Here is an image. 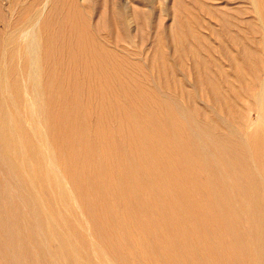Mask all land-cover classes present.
I'll list each match as a JSON object with an SVG mask.
<instances>
[{
  "label": "bare ground",
  "instance_id": "6f19581e",
  "mask_svg": "<svg viewBox=\"0 0 264 264\" xmlns=\"http://www.w3.org/2000/svg\"><path fill=\"white\" fill-rule=\"evenodd\" d=\"M14 1H16V0H14ZM31 1H33V0H31ZM249 1L251 3L252 9L256 15L255 17H257V21H258L257 24L259 26V30H260L261 34H260L259 38H256L255 40H253L254 41L253 42L254 47L244 49V51H243L244 56L243 57L246 60V62L249 64V66L251 67V69H252L251 71L256 72L258 77L260 78V80L258 81V84L256 85L258 90L256 93L254 92V97H252V98H255V100L252 99L253 100L252 101L251 99H248V97H247L248 100H251L252 102H254V108H255V112H256V114L254 115V116H256L255 122L252 124L251 129L249 130V128H248L247 130H243V124H242L243 122L242 121L245 117L243 118V110H242L243 108L241 109L240 108L241 106L237 102H236L237 105L240 106V107L236 106L237 109L240 108L237 110L239 112L238 116L233 114V112H235L234 110H230L227 113V115L224 116V122L226 121L227 125H230L232 128L234 127L235 131L238 133L239 137L236 136L237 138L231 139L229 137V136H231L230 135L231 133L229 134L227 132H219V131L215 130V128H213L209 124H207L208 121L207 122H201L202 118L200 119L201 121H199L198 119H196L193 116L192 112L188 113V114H185V113L182 114V111H180V108L176 104H174L175 102L174 103L172 102L173 100L172 101L166 100L165 104L163 101V104H164L163 107H159V106L152 107L151 104H154V102H156V101L149 98V97H151L152 93L149 92L151 94H147L146 89L149 87L148 86V87H146V89L144 91H141L140 94H137L140 97V98H138V100H139L138 107L140 109L137 110V113L132 114L133 111H132L131 107L129 108L132 111L131 113L127 112L130 110L126 109L125 107L123 108L124 110H127V111H124L121 114L122 115L121 117H122L123 125H125V124L128 125V128L123 126L126 128V130L122 127L119 128L118 130H115V128L113 129V127H115L116 124H115V126L112 127V129L115 130L116 133L119 134V136L120 135L122 136V137L120 136V138H122V139L124 138L122 141H124L125 139L128 140L129 142L125 140L126 143L127 142L130 143L132 145L130 147H132V148L135 147L136 149H138V152H140V153L136 157H132L131 159H128L130 157V155L128 154L129 157L127 158L128 155H126L127 154L126 150H125L126 154L123 153V155H122L120 153V150H118V149H120V148H118L119 147L118 144L116 145L117 148L112 147L113 148L112 149L110 147L111 148L110 150H108V149L106 150L107 147L106 148L102 147L100 152H102L101 155L105 159V165L100 166V168H98V170L96 171V168L92 166L93 163H92V160L90 158L91 154H90V156H87L85 154V156L82 160V164H81V166H83V167L80 170V172H78V170L77 171L72 170L71 164L68 163V161L65 158L64 153L62 152L61 149L59 151L57 149L53 150L55 155L54 156L52 154L51 155L53 157H55L54 160H57V162L52 160V158L49 155L50 153L48 154V148L46 146L47 145L46 141L48 139L46 140L43 137L38 138L37 141H38L39 152L41 154L45 155L44 159H47L45 166H43L42 164L40 165L39 162L38 163L35 162L33 164L30 163V161H28L27 159H29L30 157H36L35 155H32L33 153H35V149H36L32 139H27V137H25L22 134L21 126H20L19 122H17L18 118L16 117V115L13 113H10L9 111L4 110L6 108L3 109V107H0V160H1L0 165L5 170H7L8 176H9L8 181L10 183L9 184L7 182H4L5 180L4 181L0 180V191H1V193H0V249H2V247L4 249L7 246L12 247L14 249L13 254L15 256H17V257L12 258L13 254L11 253L12 254L11 258L13 259L15 264H132L130 261H128L129 259L127 260L126 258H124V255L119 253V251H120L119 248L127 249L126 252L128 250H130L132 253H134L135 256L139 257L140 261L151 258L152 259L151 264H177V262H180V264L181 263H183V264H200V258H199L198 252L195 250L193 251L194 256H195V260L191 259V258H185L186 252L189 253L191 250V246H192V240L188 234L189 230H188V228H185V225H187V223L191 220H193L192 221L193 223L194 222L196 223V225L194 224L195 227H197L196 230H198L199 232H202L203 234H205L207 232V227H206V223L204 220H209V221L210 220H217L220 231L216 234L215 238L218 240L219 244L224 249H226V251H228L230 254H233L232 252L238 253V256L234 259L235 264H239L241 261H242V264H264V0H249ZM72 2H73V0H72ZM11 3H13V2H11ZM76 3H77V1H76ZM207 3L209 4L208 1H206V4ZM48 5H49V1H48ZM72 5L74 6V4H72ZM77 5H79V4H77ZM60 6H61V4L59 5V7ZM248 6H250V5H248ZM28 7L29 6H27V8ZM37 7H39V3H38ZM27 8H25V9H27ZM29 8L33 9V7H29ZM54 8H55V2L53 3V5H50V9L48 8L49 11L47 10L48 11L47 13H45V11H44L45 15L41 16V17H43L41 20L39 18V20H40L39 24H38V20H37L36 25L38 24L39 27H37V28L32 27L33 29L24 30L26 32L24 34H22V36L18 39L20 41V48H21L18 50V54L21 56V58L24 60V62L30 67L28 79H29V81H32V79L35 78V83H34V79H33V84H32L33 89H31L33 91L34 90L36 91V92L34 91L35 97H36V93H38L39 91L42 90V88L44 86V77H45V75L43 77V70H42V67H43V50L45 48L42 46L39 37H37V33L42 31V29H44L46 27L48 28V25L54 20V16L56 18L58 15H60L59 11H55ZM74 8L75 7H72V9H74ZM81 8L79 7L78 10ZM221 9H223V8H221ZM21 10H22V7H21ZM63 10H65V7H64V9H62V11ZM75 10L76 9H74V12H75ZM181 10H182V8H181ZM113 11H114V9H112V13H113ZM80 12L81 11H79V14H80ZM12 13H14V12H12ZM22 13H24V12L22 11ZM69 13H71V12L69 11ZM69 13H67V15H69ZM131 13H132V11H131ZM183 13H185V12H183ZM5 14H6V12H5ZM25 14H27V13H24V16H25ZM76 14H78V13H76ZM228 14H229V12H228ZM230 14H232V13H230ZM63 15L64 14H62V16ZM214 15L218 16L217 14H214ZM11 16H12V14H11ZM13 16H15V15L13 14ZM16 16H18V13ZM19 16H20V14H19ZM26 16L22 19L25 20ZM144 16L146 18V15H144ZM81 17H83V16H81ZM186 18H188V17H186ZM58 19H59V17H58ZM62 19H64V18H62ZM79 19H82V18L79 17ZM133 19H135L134 16H133ZM183 19H181V20H183ZM219 19H221V18H219ZM68 20H70V19L68 18ZM85 20H83V21H85ZM189 20H191V19H189ZM222 20H223V18H222ZM229 20H231V19H229ZM233 20H231V21H233ZM241 21H243V20H241ZM252 21H254V20H252ZM77 22H78V20H77ZM191 22H192V20H191ZM210 22L211 21H209V23ZM68 23H69V21H68ZM207 23H208V20H207ZM191 24H192L191 27L195 26L193 23H191ZM212 24H213V22L211 23V25ZM236 24H239V23L237 22ZM246 24H248V23H246ZM74 25L77 26L76 24H74ZM32 26H34V24ZM28 27H31V26H28ZM55 27H58V25ZM68 27H65L66 30ZM79 27L83 31L84 27L83 28H81V26H79ZM200 27H201V25H200ZM213 27L216 28L215 26H213ZM13 28L15 29L16 27H13ZM13 28H11V29L13 30ZM186 29H187V27H186ZM10 30H8V31H10ZM62 30H63V28H62ZM245 30H246V28H245ZM47 31H48V29H47ZM54 31H53V33H54ZM176 31H177V29H176ZM217 31H219V30H217ZM91 32H93V31H91ZM65 33L63 34V37L65 36ZM75 33L76 32H74L73 36H75ZM180 33L181 32L179 30V34ZM69 35L70 34L68 32V36ZM84 35L86 36V34H84ZM198 35L199 34H197V36ZM76 36L78 38H81V36L79 37V35H76ZM249 37H251V36H249ZM72 38H73V40L75 39L74 37H72ZM221 38H222V36H221ZM42 39H43V37L41 38V40ZM47 39H48V37H47ZM83 39H85V37ZM83 39H82L81 43L79 42L80 44L78 43L80 46L83 43ZM8 40L11 42L10 39H8ZM50 40H52V39L50 38ZM64 40H66V39H64ZM67 40H69V39H67ZM88 40H89V38H88ZM173 40L175 41V39H173ZM3 41H5V40H3ZM46 41L47 42H46L45 46H46V49L49 51V50H51V48H49L51 43L48 42L49 40H46ZM86 41H87V39H86ZM174 41H172V42L174 43ZM238 41H239V39H238ZM74 42L76 43V41H74ZM74 42H72V43H74ZM85 43H87V42H85ZM92 43H91V45H92ZM96 43L97 42H95V44ZM56 44L58 45V43H56ZM89 44H90V42H89ZM95 44H94V46H95ZM99 44H100V42H99ZM233 44H235V43H233ZM57 45H56V47H57ZM65 45H63V46H65ZM72 46H74V44ZM88 46H90V45H88ZM182 46H183V44H182ZM53 47H54V45H53ZM67 47H69V45L66 46V48ZM104 47L106 48L107 46H104ZM200 47H201V45H200ZM231 47H233V46H231ZM241 47H242V45H241ZM76 48H77V46H76ZM81 48H83V45ZM204 48H206V47H204ZM181 49H182V47H181ZM52 50H54V49H52ZM67 50L69 52V49H67ZM67 50L65 49L64 51L67 52ZM198 50H199V48H198ZM3 51H4V49H3ZM218 51H219V49H218ZM52 52H54V51H52ZM70 52H71V50H70ZM110 52H111V50H110ZM110 52H108V53H110ZM112 52H111V54H112ZM60 53H61V51H60ZM219 53H221V52L219 51ZM70 54H72V53H70ZM70 54L67 56V58H69ZM106 54L105 55L103 54V55L106 56ZM66 55H64V59H65ZM56 56L57 55H55V57ZM92 56H93L92 58H94L95 60L99 59L98 58L99 55L97 53H93ZM162 56H164V55H162ZM192 56H194V55L192 54ZM60 57H61V54H60ZM67 58H66V61H67ZM78 58H79L78 59V61H79L80 57H78ZM88 58H90L89 54H88ZM88 58L86 59L87 61H88ZM119 58H120V55H119ZM119 58H117V59H119ZM196 58H197V56H196ZM215 58H217V57H215ZM121 59H122V57H121ZM193 59H194V57H193ZM84 60H82V63H84L83 62ZM106 60L107 59H105V61ZM156 60H158V58ZM71 61L74 62L75 60L74 61L71 60ZM96 61L95 62L91 61V62L96 63ZM220 61L221 60H219V62ZM4 62H6V60ZM210 62H212V61H210ZM3 63H2V66H4ZM87 63H89V65L92 64V63H90V61H88ZM102 63H103V61H102ZM79 64H80V62H79ZM97 64L98 63H96V65L95 64L94 65L97 67ZM206 64L205 65L203 64V67L206 66ZM59 65L60 64H58L57 66H59ZM81 65H83V64H81ZM158 65L160 66V64H158ZM196 66H198V65L196 64ZM4 67L6 70L7 69L6 66H4ZM55 67H56V63H55ZM55 67H54V71H56ZM228 67H229V65H228ZM87 68H89V66ZM90 68L93 70L92 67H90ZM103 68H105V67H103ZM111 68H113V67H111ZM231 68H233V67H231ZM1 69L4 70L3 67H1ZM60 69H61V67H60ZM205 69H206V67L204 68V70ZM238 69H239V71H242L241 67L240 68L238 67ZM62 70H63V68H62ZM92 70H90V71L93 73ZM225 70H226V68H225ZM44 71H45V68H44ZM76 71H78V70H76ZM111 71H112V69H111ZM207 71H206V73H207ZM214 71H215V69H214ZM231 71H232V69H231ZM119 72H121V71H119ZM245 72H247V70ZM62 73H64V72L62 71ZM79 73H80V71H79ZM201 73H203V72H201ZM215 73H216V71H215ZM225 73H228V72H225ZM54 74L55 73L52 72V75H54ZM104 74H106L105 70H104ZM121 75H122V73H121ZM249 75H248V77H249ZM3 77L6 78L5 74ZM131 77H133V76H130V78ZM246 77H247V75H246ZM253 77H255V76H253ZM66 78H68V77H66ZM101 78H102V76H101ZM136 78H137V76H136ZM86 79H87V76H86ZM214 79H216V78H214ZM131 80H133V78L130 79V83L133 84L131 82ZM138 80H139V78H138ZM138 80H135V82H137ZM216 80H218V77ZM239 80H240V78H239ZM3 81H4V79H3ZM49 81L51 82V80H49ZM220 81H222V80L220 79ZM0 82H2V80H0ZM198 82H199V80H198ZM224 82H225V79H224ZM233 82H234V84L236 83L235 81H233ZM17 83L18 82L16 80V82L14 81L13 84L15 86L14 88H15L16 95H17V97H19L20 90L18 88ZM230 83H232V81ZM251 83L248 81V83H247L248 89L252 88ZM1 84H0V87H1ZM48 84L50 86V83H48ZM227 84L229 85V83H227ZM227 84H225V85H227ZM236 84L238 85V83H236ZM27 85L29 86V83H27ZM27 85H25V86L27 87ZM80 85L81 84H79L78 86H80ZM140 85H142V84H140ZM2 86H3V84H2ZM25 86H23V87H25ZM134 86H130V87H134ZM203 86H205V85H203ZM47 87H46V89H47ZM50 87H48V89ZM217 87L219 88V86H217ZM244 87H246V86H244ZM25 88H24V90H25ZM53 88H55V87H53ZM143 88H145V87L142 86V89ZM198 88H200V87H198ZM221 88H225V87H221ZM254 89H256V88H254ZM1 90H2V88H1ZM24 90L22 88V91H24ZM129 90H127V91L129 92ZM131 90H133V89H131ZM137 90H136V92H137ZM201 90H203V89H201ZM232 90H234V89H232ZM8 91H9V89H8ZM43 91H44V89H43ZM145 91H146L147 95L146 94L144 95ZM151 91H152V89H151ZM153 91L155 92V90H153ZM70 92H73V91H70ZM91 92H93V91H91ZM128 92H127V94H128ZM41 94L42 93H40V95ZM48 94L43 93L42 95H48ZM231 94H232V92H231ZM1 95H3V94H1ZM25 95H26V93H25ZM40 95L37 94V97H40ZM238 95H240V94H238ZM128 96H130L129 99H132V100L134 99L133 96H131L130 94H128ZM161 96L163 97L162 94H161ZM161 96H160V98H161ZM169 96H171V94ZM208 96H209V94H208ZM30 97H31V93H30ZM28 98L29 97H27V99ZM43 98L44 97L39 98V99H43ZM48 98H50V97H48ZM166 98L168 99V95H166ZM80 99H81V97H80ZM120 99H121V97H120ZM233 99H234V97H233ZM65 100H67L66 97H65ZM43 101H45V100H43ZM225 101H227V100H225ZM36 102L37 103L39 102L38 99L36 101L33 100L34 106H36V104H37ZM55 102H56V99H55ZM122 102H123V100H122ZM160 102L162 104L161 100H160ZM171 102L173 103V105H171L172 104ZM158 103H159V101H158ZM236 103H234V105ZM28 104H30V103L28 102ZM40 104L41 103H39V105ZM65 104H67V103H65ZM161 104H159V105H161ZM219 104H221L220 101H219ZM227 104H229V103L227 102ZM54 105H55V103H54ZM92 105H95V104H92ZM4 106H6V105H4ZM47 106H48V104H47ZM98 106H97V108H99ZM39 107H42V104ZM111 107H112V105H111ZM114 107H117V106H114ZM155 107L159 108V110L154 111V110H156ZM252 107H253V105H251V108ZM36 108H37V110L39 109L38 107H36ZM51 108L56 109L55 106L51 107ZM60 108L58 109L59 114H60ZM153 108H154V110H152ZM42 109H44V108H42ZM93 109H94V107L92 108V111L95 110V109L94 110ZM144 109H146V111H147V109H151V111H154V112H151V113L146 112L145 114H143V111H145ZM231 109H233V108H231ZM31 110H32V108L27 109V111H31ZM246 110H247V108H246ZM32 111L31 112L35 115V111L34 110H32ZM106 111H108V110H106ZM112 111H113V107H112ZM134 111H135V109H134ZM195 111H197V110L195 109ZM244 111H245V107H244ZM98 112H100V111L98 110ZM114 112H115V114L118 113L116 111H114ZM221 112H223V111H221ZM32 113L29 112L30 115ZM250 113H251V111H250ZM19 114H20V112H19ZM52 114H54V112ZM111 114H113V112ZM158 114L165 117L168 120V122L171 124L170 127H167V129L169 128L168 131L170 130L169 134L167 133L168 135H166L164 133L168 138L167 141L165 140L166 137H164L161 134V131L163 129L165 130V128H163V129L161 128L162 129L161 130V129H159V127H156L155 125L152 124V122H153V121H151V120H153L152 118L154 116H157ZM247 114H249V112ZM36 115H38L37 116L38 118L36 117V119L37 120L40 119V117H39L40 115L39 114H36ZM43 115H44V113H43ZM60 115L62 116V114H60ZM45 116L46 115H44V117ZM72 116H73V114H72ZM209 116H211V115H209ZM34 117L35 116H32V118H34ZM93 117H94V115L92 114V118ZM117 117H118V115L117 116L115 115V118H117ZM163 117H161V118H163ZM212 117L213 116H211V118ZM32 118H30V119H32ZM74 118H75V116H74ZM97 118L99 120L98 116H97ZM113 118L114 117L112 115V119ZM59 119L61 120L62 118H59ZM206 119H207V117H206ZM33 120L34 119H32V122H33ZM79 120H77L79 123L83 122V121L80 122ZM156 120H154V124H156V122H157ZM220 120H222V118ZM250 120H252V119H250ZM23 121L25 122L26 120H23ZM77 121L75 122L76 123V129L80 126V125L79 126L77 125ZM114 121L117 122L118 120L115 119ZM203 121H205V120H203ZM215 121H217V119H215ZM44 122H46V120ZM180 122H181V124H179ZM98 123H100V122H98ZM101 123H102V121H101ZM104 123H106V122H104ZM162 123H164V122H162ZM169 123H168V125H169ZM36 124H38V123H36ZM36 124L34 123L33 125L35 126ZM137 124L141 127V129H139L140 132L137 131L138 133L136 135V131L132 128V126H136ZM56 125H60V124H56ZM69 126H70V124H69ZM83 126L87 127L86 125H83ZM92 126H94V125L91 123V128H92ZM106 126H105V128H106ZM160 126L164 127V124H162ZM27 127H29V126H27ZM60 127H61V125H60ZM165 127H166V124H165ZM43 128H44V126H43ZM56 128L58 129V127H56ZM105 128L100 127V125H99V127L96 130L95 136L98 137L99 140L103 139L104 140L103 142H106V141L109 142L110 140L113 141L114 137H115L113 135H115V133L114 132L109 133L110 131L105 130ZM116 129H117V127H116ZM45 130H46V127H45ZM61 130H63V129H61ZM85 130H82V131H85L87 133V129H85ZM92 130H90L91 133H92ZM228 130H230V129H228ZM30 131H31V129H30ZM79 131H81V130H79ZM236 132H235V134H236ZM43 133L44 132H42V134ZM72 134H71V136L74 137ZM83 134H85V133H83ZM87 135H89V133L86 134V136H85L88 139V137L90 135L88 137H87ZM96 137H95V139H96ZM29 140H31L32 143H30ZM89 141H90V139H89ZM66 142H65V145L67 146ZM69 142H70V140H69ZM100 143H102V142H100ZM120 143L125 144L123 142H120ZM168 143H170L172 145V147H170V149L167 148V146L169 147ZM110 144L113 145L112 142ZM66 146H64V147H66ZM70 146H69V150H70ZM109 146H111V145H109ZM173 147L176 150V152H174V154H176V156H173V154L171 153V150L174 151ZM67 148H68V146H67ZM122 149L124 150V148H122ZM128 149H129V147H128ZM51 150H52V147H51ZM69 150H68V152H69ZM133 150L134 149H132V151H131V155L134 153ZM53 152H51V153H53ZM15 154H17L18 156L17 157L14 156ZM124 154L126 155V157L124 156ZM73 156H74V154H73ZM109 156H110L109 160L111 158H112V160L106 161V159ZM68 157L70 158L69 155H68ZM182 162L185 163V165H186L185 168H183L185 165H182L183 164ZM161 169H164V171H161ZM142 175L143 176L145 175V177L147 176L153 182L149 180L151 183L146 184L147 181L144 179L146 182H145V184L142 183L143 182V180L141 178ZM7 189H10L13 192V194H9L6 191ZM206 208L209 209L210 213L209 214L207 213V215L204 214L205 216L201 217V215L203 214V211L205 212L204 209H206ZM218 220L220 222H218ZM162 227H164V229H165V227L168 228L169 235H167V237L163 236ZM156 231H157V239L154 236ZM160 231L162 232L161 237L159 236ZM245 235L247 237L248 236L249 237L242 240L240 237L245 236ZM205 244H207L208 250L213 253L214 257L216 258V260L219 263V260L222 259V255L220 253H218V251L216 250V245H217L216 241L213 240L210 236H208L206 241H205ZM12 248H11V250H12ZM128 253H129V251H128ZM129 255H131V254H129ZM111 256H113V257H111ZM202 261L206 262L207 260L203 257ZM227 262H229V261L227 260ZM5 263H7V262H5Z\"/></svg>",
  "mask_w": 264,
  "mask_h": 264
},
{
  "label": "rangeland",
  "instance_id": "374dc122",
  "mask_svg": "<svg viewBox=\"0 0 264 264\" xmlns=\"http://www.w3.org/2000/svg\"><path fill=\"white\" fill-rule=\"evenodd\" d=\"M48 1H49V5H48ZM52 1L51 0H46V1L45 0H33V1H31V0H16V1H14V0H0V4H1L0 5V32H1L0 33V76H1L0 80H2V82H0V84L2 83L4 86L3 87L1 84V87H0V107H3V109L6 108L4 110L15 114L16 117L18 118L17 122H19V124L21 126L22 134L25 137H27V139H32L34 146L36 147L35 153H33L32 155H35L36 157H30L29 159H27L28 161H30V163L33 164L35 162L36 163L39 162L40 165L42 164L43 166H45L47 159H44L45 155L41 154L38 150V141L37 140L40 137H43L46 140L48 139L46 141L47 142L46 146L48 148V154L50 153L49 155L52 158V160L55 159V157H53L55 155L53 150L57 149L59 151L61 149L62 152L64 153V156L67 159L68 163L71 164L72 170H75V171L78 170V172H80V170L83 167V166H81V164H82V160H83L85 154L87 156H90V154H91L90 158H91L92 163H93L92 166L96 168V171L98 170V168H100V166L105 165V159L101 155L102 152H100L102 147H104V148L107 147L106 150L107 149L110 150L112 147L117 148L116 145L118 144V146H119L118 148H120L118 150H120V153L122 155H123V153H125V150H126L127 154L126 153L125 154L130 155V157H129V155L127 156V158L129 157L128 159H131L132 157H136L140 153V152H138V149H136L135 147H133V148L130 147L132 145L130 143H128L129 142L128 140L125 139L126 141H128L127 143L125 140H124L125 142L122 141L124 138L123 139L120 138L121 135L119 136V134H117L115 130H118L121 127L124 128L125 130H126V128H128V125H126L125 123H124L125 125H123L121 114L124 111H127V110H124L123 108L125 107L126 109L130 110V111H127L130 113L133 111L132 114L137 113V110L140 109L138 107V102H139L138 98H140V97L137 94H140L141 91H144L146 89V87H148V86H149L147 88L148 90L146 89L147 94L152 93L151 97H149V96L148 97L153 99L154 101H156V102H154V104H151L152 107H154V106L163 107L166 100L167 101L173 100L172 102L173 103L175 102L174 104H176L180 108V111H182V114H184V113L188 114V113L192 112L193 116L196 119H198L199 121L202 120L201 122H207L208 121L207 124H209L211 127L215 128V130H217L219 132H227L229 134L231 133L230 134L231 136H229L231 139L237 138V137H239V135L235 131L234 127L232 128L230 125H227L226 121L224 122V116H226L230 110H234L235 112L232 111L233 114L238 116L239 112L237 110L240 108L241 109L243 108L242 109L243 110V118L245 117L242 121L243 122L242 123L243 124V130H247L248 128H249V130L251 129L252 124L255 122V118H256V116H254L256 114L255 108H254V102H252L253 101L252 99L255 100V98H252V97H254V92L256 93L258 90L256 85L258 84V81L260 80V78L258 77L256 72L251 71L252 70L251 67L249 66V64L246 62V60L243 57L244 56L243 51L246 48L254 47V43H253L254 41L253 40H255L256 38H259L261 33L259 30V26L257 24L258 23L257 17H255L256 15L252 9V6H251V3L249 0H179V1L178 0H130V1L129 0H73V2H72V0H52ZM76 1H77V3H76ZM206 1H208L209 4L208 3L206 4ZM11 2H13V3H11ZM54 2H55L54 10L59 11L60 15H58L56 18L54 16V20L48 25V28L46 27L48 29V31L46 28H44V29H42V31L37 33V37H39L42 46L45 48L43 50V67H42L43 77H44V75H45V77H44V86H43L41 91L36 93V97H35V95H34L35 90L34 91L31 90V89H33L32 84H33V79H34V83H35V78H33L32 81H29V79H28L30 67L24 62V60L18 54V50L21 49L20 48V41L18 39L22 36V34H24L26 32L24 30L33 29L32 27H34V28L39 27L38 24H39L40 20L43 18L41 16H44L45 13H47L49 11L48 8L50 9V5H53ZM38 3H39V7H37ZM60 4H61V6L59 7ZM72 4H74V6ZM77 4H79V5H77ZM26 5L29 7H33V9H31L29 7L27 8ZM248 5H250V6H248ZM46 6L47 7L49 6V7L47 8ZM21 7H22V10H21ZM64 7H65V10L62 11V9H64ZM72 7H75L74 8V9H76L75 12H74V9H72ZM77 7L78 8L82 7V8L78 10ZM25 8H27V9H25ZM181 8L183 11L181 10ZM221 8H223V9H221ZM112 9H114L115 12L113 11V13H112ZM22 11L24 13H27V14H25V16L27 15L25 20L22 19L25 17L24 13H22ZM44 11H45V13H44ZM69 11L71 13H69ZM79 11H81L80 14H79ZM131 11H132V13H131ZM5 12H6V14H5ZM12 12H14V13H12ZM183 12H185V13H183ZM228 12H229V14H228ZM17 13H18V16L20 14L19 17L16 16ZM41 13L42 14L44 13V14L42 15ZM67 13H69V15H67ZM76 13H78V14H76ZM142 13L144 15H146V18ZM230 13H232V14H230ZM11 14H12V16H11ZM13 14L15 16H13ZM62 14H64V15L62 16ZM214 14H217L218 16H216ZM81 16H83V17H81ZM133 16L135 19H133ZM58 17H59V19L60 18L61 19L59 20ZM79 17L82 19H79ZM186 17H188V18H186ZM39 18H40V20H39ZM62 18H64V19H62ZM68 18L70 20H68ZM219 18H221V19H219ZM222 18H223V20H222ZM181 19H183V20H181ZM189 19H191L192 22ZM229 19H231V20L234 19V20L231 21ZM37 20H38V24L36 25ZM77 20H78V22H77ZM83 20H85V21H83ZM207 20H208V23H207ZM241 20H243V21H241ZM252 20H254L255 22ZM68 21H69V23H68ZM189 21L191 23H193L195 26L191 27L192 24ZM209 21H211V22L209 23ZM72 22L74 24H76L78 27L75 26ZM212 22H213V24L214 23L215 24L211 25ZM237 22L239 24H236ZM15 23L16 24L18 23V24L16 25ZM180 23L181 24L183 23V24L181 25ZM246 23H248V24H246ZM33 24H34V26H32ZM57 25H58V27H55ZM183 25L184 26L186 25V26L184 27ZM200 25H201V27H200ZM12 26L16 27V28L14 29ZM28 26H31V27H28ZM79 26H81V28L84 27L83 31L80 29ZM213 26H215L216 28H214ZM65 27H68L67 30ZM186 27L188 30L186 29ZM11 28H13V30ZM62 28L64 31L62 30ZM245 28H246V30H245ZM176 29H177V31H176ZM8 30H10V31H8ZM179 30L181 32L180 34H179ZM217 30H219V31H217ZM53 31H54V33H53ZM62 31L64 33L66 32L64 37H63L64 33ZM67 31L70 34L69 36H68ZM91 31H93V32H91ZM74 32H76L75 36H73ZM169 32L171 34L172 33L173 34L171 35ZM84 34H86V36ZM197 34H199V35L197 36ZM76 35H79V37L81 36V38H78ZM220 35L222 36V38ZM249 36H251V37H249ZM40 37L41 38L43 37V39L41 40ZM47 37H48V39H47ZM49 37L52 40H50ZM72 37H74L75 39L73 40ZM84 37H85V39H83ZM88 38H89V40H88ZM8 39H10L11 42ZM64 39H66V40L69 39V40L66 41ZM82 39H83V43L80 46L79 44L81 43ZM86 39H87V41H86ZM173 39H175V41ZM238 39H239V41H238ZM3 40H5V41H3ZM46 40H49L48 42L52 44V45L50 44V46H49V48H51V50H49V51L46 49V46H45L46 42H47ZM74 41H76V43ZM172 41H174V43ZM72 42H74V43H72ZM85 42H87V43H85ZM89 42H90V44H89ZM92 42L94 44H95V42H97V43L94 46V44ZM99 42L101 45L99 44ZM56 43H58V45ZM91 43H92V45H91ZM233 43H235V44H233ZM67 44L69 45L70 48L69 47L66 48V46H68ZM73 44H74V46H72ZM182 44H183V46H182ZM240 44L242 45V47ZM53 45H54V47H53ZM56 45H57V47H56ZM63 45H65V46H63ZM75 45L77 46V48ZM82 45H83V48H81ZM88 45H90V46H88ZM200 45H201V47H200ZM230 45L233 47H231ZM104 46H107L106 47L107 49ZM181 47L183 50L181 49ZM204 47H206V48H204ZM198 48H199V50H198ZM3 49H4V51H3ZM52 49H54V50H52ZM65 49L66 50L69 49V52L71 50L70 53H72V54H70L68 52V50H67V52L64 51ZM218 49L222 54L219 53ZM110 50H111V52L114 50L112 52V54H111ZM52 51H54V52H52ZM60 51H61V53H60ZM107 51L110 53H108ZM68 53L71 56V57L69 56V58H67V56L69 55ZM93 53H97L99 55L98 56L99 59H96L98 62L94 58H92ZM60 54H61V57H60ZM88 54H89L90 58H88ZM103 54L104 55L106 54V56H104ZM192 54L194 56H192ZM55 55H57V56L55 57ZM64 55H66L65 59H64ZM119 55H120V58H119ZM162 55H164V56H162ZM196 56H197V58H196ZM78 57H80L79 61H78V59H79ZM121 57L123 60L121 59ZM193 57H194V59H193ZM215 57H217V58H215ZM66 58H67V61H66ZM87 58H88V61H90V63H92V64L89 65V63H87L88 62L86 60ZM117 58H119V59H117ZM157 58L159 61L156 60ZM105 59H107V60L105 61ZM5 60H6V62H4ZM71 60H73V61L75 60V61L72 62ZM82 60H84L83 61L84 63H82ZM219 60H221V61L219 62ZM91 61H94V62L96 61V63H98L97 67L95 66L96 63L91 62ZM102 61H103V63H102ZM210 61H212V62H210ZM79 62H80V64H79ZM2 63L4 64V66H6V68H7L6 70H5V67L2 66ZM55 63H56V67H55ZM58 64H60V65L57 66ZM81 64H83V65H81ZM158 64H160V66ZM196 64L198 66H196ZM203 64L204 65L206 64V66L203 67ZM87 65L89 66V68H87L88 67ZM228 65H229V67H228ZM1 67H3L4 70H2ZM54 67H55L56 71H54ZM60 67H61V69H60ZM90 67H92L93 70ZM103 67H105V68H103ZM111 67H113V68H111ZM205 67H206V69L204 70ZM231 67H233V68H231ZM238 67L239 68L241 67L242 71H239ZM44 68H45V71H44ZM62 68H63V70H62ZM225 68H226V70H225ZM111 69H112V71H111ZM214 69L218 75L215 73ZM231 69H232V71H231ZM76 70H78V71H76ZM90 70H92L94 74ZM104 70H105L106 74H104ZM246 70H247V72H245ZM62 71L64 73H62ZM79 71H80V73H79ZM119 71H121V72H119ZM206 71H207V73H206ZM52 72H54L55 74L52 75ZM201 72H203V73H201ZM225 72H228V73H225ZM121 73H122V75H121ZM4 74H5L6 78L3 77ZM245 74L247 75V77ZM85 75L87 76V79H86ZM248 75H249V77H248ZM101 76H102V78H101ZM130 76H133V77L130 78ZM136 76H137V78H136ZM253 76H255L256 78ZM66 77H68V78H66ZM217 77H218V80H216ZM2 78L4 79V81L6 80L7 82L6 81L4 82ZM132 78H133V80H131V82L135 86L130 83V79H132ZM138 78L140 81L138 80ZM214 78H216V79H214ZM239 78H240V80H239ZM220 79L222 81H220ZM224 79H225V82H224ZM16 80L18 82L17 84H18V88L20 90L19 97H17V95H16L15 88H14L15 86L13 84L14 81L16 82ZM49 80H51V82ZM135 80H138L139 82L138 81L135 82ZM198 80H199V82H198ZM231 81H232V83H230ZM233 81L238 83V85L236 83L234 84ZM248 81L250 83L253 81L251 83L252 84L251 89L247 88ZM226 82L229 83V85ZM27 83H29V86L27 85ZM48 83H50L51 87L49 86ZM224 83L227 85H225ZM79 84H81V85L78 86ZM140 84H142V85H140ZM22 85L23 86L27 85V87L25 86L27 89L25 87H23ZM203 85H205V86H203ZM47 86L50 88L48 89ZM130 86H134V87H130ZM142 86H144L145 88L142 89ZM217 86H219V88ZM244 86H246V87H244ZM46 87H47V89H46ZM53 87H55V88H53ZM198 87H200V88H198ZM221 87H225V88H221ZM1 88H2V90H1ZM7 88L9 89V91ZM22 88H23V90L25 88V90H24L25 92L22 91ZM130 88L133 90H131ZM254 88H256V89H254ZM43 89H44V91H43ZM151 89H152V91L155 90V92L154 91L152 92ZM201 89H203V90H201ZM232 89H234L235 91ZM127 90H129V92ZM136 90H137V92H136ZM70 91H73V92H70ZM91 91H93V92H91ZM146 91H145V93L143 92L144 95L146 94ZM127 92H128V94L133 96V98L135 100L129 99L130 96H128ZM149 92H151V93H149ZM231 92H232V94H231ZM25 93H26V95H25ZM30 93H31V97H30ZM40 93H42V94L43 93L44 94L49 93V94L48 95H42L41 94L42 95L41 96ZM1 94H3V95H1ZM37 94L40 95V97H37ZM161 94L163 95V97L161 96ZM170 94H171V96H169ZM208 94H209V96H208ZM238 94H240V95H238ZM166 95H168V99L166 98ZM47 96L50 98H48ZM160 96H161V98H160ZM232 96L234 97V99ZM27 97H29V98L27 99ZM42 97H44V98L39 99ZM65 97L67 100H65ZM80 97H81V99H80ZM120 97H121V99H120ZM247 97H248V99H251L252 101L248 100ZM37 99L39 102L38 103L36 102L37 104H36V106H34L33 100L36 101ZM55 99H56V102H55ZM43 100H45V101H43ZM122 100H123V102H122ZM160 100L162 101V104L164 101L163 105L161 104ZM218 100L220 101L221 104H219ZM225 100H227V101H225ZM158 101H159V103H158ZM25 102L27 104L29 102L30 104L27 105ZM227 102L229 104H227ZM236 102L241 107L239 105H237ZM39 103L42 104V107H39L41 105V104L39 105ZM54 103H55V105H54ZM65 103H67V104H65ZM173 103L171 105H173ZM234 103H236V104L234 105ZM47 104H48V106H47ZM92 104H95V105H92ZM159 104H161V105H159ZM4 105H6V106H4ZM111 105L113 107V111H112ZM251 105H253V107H252L253 109L251 108ZM54 106L56 107V109L53 108L55 111L51 108ZM92 106L95 109V110L93 109L94 111H92V108H93ZM97 106L99 108H97ZM114 106H117V107H114ZM236 106H238L240 108L237 109ZM30 107L32 108V110L35 111V115L33 114L34 112L32 110L31 111L33 113L31 111H27V109H31ZM36 107H38L39 109L37 110ZM58 107L59 108L61 107L60 108V114H62V116L59 114V111H58L59 108ZM130 107H131L132 111H131V109H129ZM244 107H245V111H244ZM42 108H44V109H42ZM133 108L135 109L136 112L134 111ZM231 108H233V109H231ZM246 108H247V110H246ZM155 109L156 110H154V108H153L152 110H154V111L159 110V108H157V107H155ZM195 109L197 111H195ZM98 110L100 112H98ZM106 110H108V111H106ZM144 110L145 111H143V114H145L146 112L147 113L154 112V111H151V109H147V111H146V109H144ZM114 111H116L118 113L115 114ZM221 111H223V112H221ZM250 111H251V113H250ZM19 112L22 116L19 114ZM29 112L32 113L31 115L35 116V117L32 118V116L29 114ZM42 112L44 113V115H46L45 117H44ZM53 112H54V114H52ZM112 112H113V114H111ZM248 112H249V114H247ZM36 114L40 115L39 116L40 119H38V120L36 119V117L38 116ZM72 114H73V116H72ZM92 114L94 115L95 118L94 117L92 118ZM112 115L114 117L113 118L114 120L115 119L118 120L117 122L112 119ZM115 115L116 116L118 115V117L115 118ZM209 115H211L213 117L211 118V116H209ZM74 116L76 119L74 118ZM97 116L99 117V120H98ZM157 116H154L152 118L153 119V120H151V121H153L152 124L155 125L156 127H159V129L165 128V130L161 129L162 131L161 130L160 131H161V134L164 137H166L165 140L167 141L168 138L166 135H168L169 131H170V130L168 131L169 128L167 129V127H170L171 124L168 122V120L165 117H163L161 115H159L158 117ZM161 117H163V118H161ZM206 117H207V119H206ZM30 118L34 119L35 121L33 120V122H32V119H30ZM59 118H62V119L60 120ZM221 118H222V120H220ZM215 119H217V121H215ZM250 119H252L253 121ZM23 120H26V121L24 122ZM45 120L47 123L44 122ZM77 120H79L80 122H82V121L83 122L79 123ZM154 120L157 121L156 122L157 125L154 124ZM203 120H205V121H203ZM76 121H77V125L78 126L80 125L79 127L77 126L78 127L77 129H76V123H75ZM101 121H102V123H101ZM161 121L164 123H162ZM98 122H100V123H98ZM104 122H106L107 124ZM34 123L35 124L38 123L39 125L36 124L37 126L36 125L34 126L33 125ZM55 123L60 124L61 127H60V125H56ZM91 123L94 125V126H92V128H91ZM168 123H169V125H168ZM69 124H70V126H69ZM115 124H116V126H115ZM162 124H164V127L160 126ZM165 124H166V127H165ZM179 124H181V122ZM26 125L29 127H27ZM83 125H86L87 127H85ZM99 125H100V127H104V128L107 125L105 130L110 131L109 133H112V132L115 133V135H113V136H115L114 140H113L114 142L110 140L113 143V145L110 144L111 143L110 141H109L110 143L108 141L103 142L104 141L103 139L99 140L98 137L95 136L96 130L99 127ZM43 126H44V128H43ZM113 126H115V127H113ZM123 126H125L126 128ZM45 127H46V130H45ZM56 127H58V129ZM112 127H113V129L115 128V130H113ZM116 127H117V129H116ZM132 128L136 131V135L138 132H140L139 129H141V127L138 124L136 126H132ZM30 129H31V131H30ZM61 129H63V130H61ZM85 129H87V133L85 132L86 131ZM228 129H230V130H228ZM79 130H81V131H79ZM82 130H85V131H82ZM90 130H92V133ZM42 132H44V133L42 134ZM235 132H236V134H235ZM83 133H85V134H83ZM88 133L91 137L89 135H87V137L89 136L87 139L85 136ZM71 134L74 137H72ZM95 137H96V139H95ZM89 139H90V141H89ZM69 140H70V142H69ZM29 141H30V143H32L31 140H29ZM65 142H66L68 148L65 145ZM100 142H102V143H100ZM120 142H123L125 144H121ZM103 143L105 145L106 144L107 145L105 146ZM109 145H111V146H109ZM168 145H169V147L167 146V148L170 149V147H172V145L170 143H168ZM64 146H66V147H64ZM69 146H70V150H69ZM51 147H52V150H51ZM128 147H129V149H128ZM122 148H124V150ZM131 148L134 149L133 154L135 156L133 154H132L133 156L131 155V151H132ZM173 149H174V151L171 150V153L173 154V156H176V154H174V152H176V150L174 147H173ZM68 150H69V152H68ZM51 152H53L54 154ZM67 154L70 156V158L68 157ZM73 154L75 157L73 156ZM125 154H124V156L126 157ZM14 156L17 157L18 155L15 154ZM109 158H110V156L106 159V161L109 160ZM111 160H112V158L109 161H111ZM54 161L57 162V160H54ZM0 162H1V160H0ZM182 163H183L182 165H185L184 162H182ZM185 167H186V165L183 168H185ZM161 171H164V169H161ZM146 177H145V175L144 176L142 175V177H141L143 180L142 183L145 184V182L147 181L146 184H150L151 183L150 181H152V180L150 178H148V177L146 178ZM8 179H9V176H8L7 170H5L0 165V180H2V181L5 180L4 182L9 183ZM6 191L9 194H13V192L10 189H7ZM0 193H1V191H0ZM204 210H205V212L203 211V214L201 215V217L207 215V213L208 214L210 213L208 208H206ZM192 221L193 220L189 221L187 223V225H185V228H188V230H189L188 234L192 240L191 250L189 253L186 252L185 258H191V259L195 260V256L193 253V251L195 250L198 252V255L200 258V264H207V263L208 264H235L234 259L238 256V253L232 252L233 254H230L228 251H226V249H224L219 244L218 240L215 238L216 234L220 231L217 220H210V221L204 220L206 223V227H207V232L205 234L196 230V228H197V227H195L196 223L195 222L193 223ZM218 222H220V221L218 220ZM162 231H163V236L167 237V235H169V230L167 227H165V229H164V227H162ZM161 233L162 232L160 231L159 232L160 237H161ZM154 236L157 239V231L154 234ZM208 236H210L213 240L216 241V243H217L216 250L218 251V253H220L222 255V259L219 260V263L216 260V258L214 257L213 253L208 250L207 244H205V241H206ZM248 237L245 235V236H242L240 238L242 240H244ZM11 248L12 247L7 246L4 249H3V247H2V249H0V264H7V263L8 264H15V262L13 261L12 258L17 257V256H15L13 254L14 249L12 248V250H11ZM119 250H120L119 253L124 255V258H126L127 260L129 259L128 261H130L132 264H151V262H152L151 258L140 261L139 257L135 256L134 253H132L130 250H128L129 253H128V251L126 252L127 249H125V248H119ZM129 254H131V255H129ZM11 255H12V258H11ZM111 257H113V256H111ZM203 257L207 260L206 262L202 261ZM227 260L230 263L227 262ZM5 262H7V263H5ZM177 264H180V262H177ZM181 264H183V263H181ZM239 264H242V261Z\"/></svg>",
  "mask_w": 264,
  "mask_h": 264
}]
</instances>
